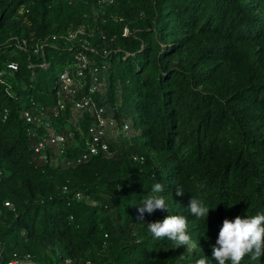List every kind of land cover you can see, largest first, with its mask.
Listing matches in <instances>:
<instances>
[{
  "label": "trees",
  "instance_id": "16d2710c",
  "mask_svg": "<svg viewBox=\"0 0 264 264\" xmlns=\"http://www.w3.org/2000/svg\"><path fill=\"white\" fill-rule=\"evenodd\" d=\"M82 27L85 34L69 37ZM80 52L101 67L105 86L92 90L89 68L79 94L133 132L110 140L111 155L78 163L94 117L75 112L59 76ZM4 71L6 261L30 254L38 264H215L223 220L264 214V0H0ZM25 111L38 121L27 122ZM50 129L67 138L65 153ZM40 140L46 149L37 153ZM155 182L168 211L141 221L137 209ZM191 198L209 208L207 217L190 214ZM167 215L187 217L195 248L152 237L147 224Z\"/></svg>",
  "mask_w": 264,
  "mask_h": 264
},
{
  "label": "clouds",
  "instance_id": "9594fccd",
  "mask_svg": "<svg viewBox=\"0 0 264 264\" xmlns=\"http://www.w3.org/2000/svg\"><path fill=\"white\" fill-rule=\"evenodd\" d=\"M155 180V177L153 178ZM164 191L162 183L155 182L151 193L147 195L142 207L137 209L138 219L143 221L144 214H152L156 210H167L166 200L157 195ZM177 196H183L184 190L177 187ZM188 210L197 219L208 216L209 208L196 199L188 202ZM148 231L154 239H167L173 243L174 249L186 247L188 251L196 245L189 234V222L183 215H167L162 221L157 220L147 224ZM211 257L215 264H243L245 257L259 260L264 257V214H255L241 218L237 215L233 220L224 219L215 244L212 246ZM184 254L179 256L183 260ZM195 264H208V259L202 257Z\"/></svg>",
  "mask_w": 264,
  "mask_h": 264
},
{
  "label": "built area",
  "instance_id": "2783aa9c",
  "mask_svg": "<svg viewBox=\"0 0 264 264\" xmlns=\"http://www.w3.org/2000/svg\"><path fill=\"white\" fill-rule=\"evenodd\" d=\"M102 1L108 3L115 2V0ZM82 34H85L84 27L70 33L69 37L74 39L78 35ZM89 68L92 70V77L94 79V82L91 84L92 90H96L98 88V84L105 86L103 82H99L97 76L101 71V67L98 65L93 66L92 61L84 52H80L78 54L75 62L66 64L59 76L61 89L64 95L72 102L75 112L79 114L89 112L94 117L93 124L89 131L91 135V142L89 143L87 150L81 155V157L78 158V163L89 161L98 155H111L110 140L120 136H126L121 134L116 136L114 134L119 132L127 133L128 130H130V123L127 122L120 124L115 118L107 116L106 110L99 107L92 96L88 94H79V92H81L86 86L87 69ZM9 69L13 72L18 70V66L16 64H9ZM6 74L7 72L5 71L0 74V83L3 84L6 82L4 79ZM64 106L65 105L61 102L60 108L63 109ZM23 114L29 123H35L38 121V117L30 113V111H25ZM42 123L43 122L41 121L40 124ZM49 135L51 144L58 147L59 153H65L67 138L64 135L53 132L52 129H50ZM35 149L37 153L45 151V140H40ZM6 204L8 206L10 205V203ZM14 256V259L6 261L4 247L0 242V264H38L32 259L30 254H15ZM68 262L71 261L68 260Z\"/></svg>",
  "mask_w": 264,
  "mask_h": 264
},
{
  "label": "rangeland",
  "instance_id": "374dc122",
  "mask_svg": "<svg viewBox=\"0 0 264 264\" xmlns=\"http://www.w3.org/2000/svg\"><path fill=\"white\" fill-rule=\"evenodd\" d=\"M59 70V69H58ZM58 70H56V73L58 72ZM132 132H133V130L131 129V126H130V130H128V132L127 133H122V132H119V133H115L114 135H126V136H129V135H131L132 134Z\"/></svg>",
  "mask_w": 264,
  "mask_h": 264
}]
</instances>
